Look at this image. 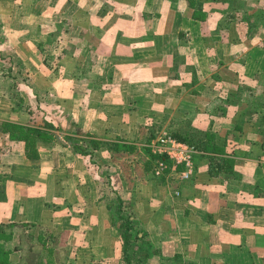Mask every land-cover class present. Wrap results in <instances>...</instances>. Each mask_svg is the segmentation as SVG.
Wrapping results in <instances>:
<instances>
[{"label": "crops", "instance_id": "obj_1", "mask_svg": "<svg viewBox=\"0 0 264 264\" xmlns=\"http://www.w3.org/2000/svg\"><path fill=\"white\" fill-rule=\"evenodd\" d=\"M241 1L0 0V222L33 234L11 260L58 263L36 249L69 219L58 264H114L121 251L93 240L113 215L97 199L89 257L73 240L85 181L67 124L83 129L86 115L89 154L119 170L117 201L151 236L145 264H264V0ZM157 123L184 140L207 131L217 147L198 148L189 178L153 175Z\"/></svg>", "mask_w": 264, "mask_h": 264}, {"label": "rangeland", "instance_id": "obj_2", "mask_svg": "<svg viewBox=\"0 0 264 264\" xmlns=\"http://www.w3.org/2000/svg\"><path fill=\"white\" fill-rule=\"evenodd\" d=\"M229 3H231V0L229 1ZM243 4H244V2L241 1L238 4V6H242ZM62 115H66V114L62 113ZM68 119H71V118L69 117ZM75 124L78 127L73 126ZM67 125H70V127L72 126L71 131L74 133V137L78 138L77 141H79V143L81 144V146H79L80 148H78V150H80L81 154H83V155H81L82 158L79 161V179L82 178V179H84L85 182H83L84 184H82L83 185L82 192L81 193L79 192L77 194V196L79 197V202L77 204V208H78V212L82 213V215L79 216L80 218L77 219V226L80 228L78 229L76 234L73 232L72 235L74 238L73 240L76 242L75 244H79L78 248H77V253L80 254V256L87 258V256L89 257V250L81 251L80 245L83 243L89 244V241L91 240L90 235H93V234L82 232V227L89 225V218L85 219L86 216L89 215V198H91L92 200L97 199V201L94 202L97 205H101V204L103 205L104 204L107 211H109L108 203H110L112 205V207L110 208L109 212L112 213L114 211L115 205L117 203V198L120 195L118 193V189H119V187H121L122 182H121V176L117 172L119 170H116V174H115V171H113V170L112 171L110 170V173H108L107 171H102L103 169H101V163L102 162H101L100 156L97 153H96V155H94L92 153L89 154V140H88V135H89L88 131L89 130H87V131L84 130V128H89V116L83 115V117L81 119V125H83V127H84L83 129L80 128L77 121L72 120V119H71L70 123ZM154 127H155L156 132L160 129H167L168 131L171 130L164 123L163 124L157 123L154 125ZM147 164L150 166V170L152 171L153 175H156L154 173L153 162L152 163L149 162ZM81 165L83 166L82 168H81ZM121 167H122L123 171H125V174H124L125 176H129V174H134L136 176L138 173V169L136 170V168H134V163L129 166V164H126L123 162ZM89 173H90V175L93 174L94 178L98 179L99 181L96 180L95 182H92L91 185H89ZM156 176H158V175H156ZM171 176L177 177V175L175 173H171ZM102 179H104V180H102ZM100 181L103 184L102 186H101ZM71 189H73V185H72ZM79 191H81V190H79ZM121 206H122L121 212L123 215H128V214L133 212L132 208L130 206H128L127 203L121 202ZM105 218H106V223L109 226V228H108L109 231H107V232L104 231V233H100V234L96 235V237L93 240H97L98 242L103 240L104 244H101L100 245L101 247H103L104 245L107 246L109 244H112L113 241H114V243H118L119 246H122V237L120 234V230H121L120 219L117 218L116 215L112 218L110 216H109V218H107V217H105ZM74 221H75V219H69V222L66 223L65 226H63L61 229H57V232H55L56 233V237H55L56 241H53V242L55 243L56 247L58 246L57 248L55 247L56 248L55 249L56 254L58 255L57 260L60 258V256H64L65 253L67 252V250L63 248V245H64L63 240L66 241L67 239H69L70 235L68 233L69 230H67L65 228L69 227L70 225H73ZM90 221H91V224H90V226H91L92 223H94V219H91ZM133 221H134L133 233L135 231H139L140 229L143 230V226L140 225L136 219H133ZM31 224H33V223H31ZM24 229L25 228L21 229L22 237L26 236L25 238H28V237L33 238V234L32 233L29 234V232H25ZM99 229H101V227L99 225L94 228V230H97V231ZM19 232H20V230H19ZM25 233L26 234L28 233L29 235H26ZM143 234H144V239H148V240H149V238L151 239V236H149V233L147 231L145 233L143 232ZM46 235H47V237H48V235H51V233L49 232V229H48ZM17 236L18 235L16 234V238H17ZM14 240H15V242H17L16 239H14ZM35 240H36V242L39 241L37 239V237L34 238V241ZM138 242H139V240H138ZM48 243H52V242L49 241ZM58 243H61V244L58 245ZM156 245L157 244L154 242V246H156ZM40 246H41V243L39 242L38 247H40ZM25 247H26V244H25V246H23V249L21 247L20 251L18 250V251L12 252L13 253L12 257L14 259H17L18 261L22 260L26 256V254L29 253L28 249L27 248L25 249ZM36 247H37V245H36ZM41 247L43 248V246H41ZM33 249L35 250V248H33ZM103 251L105 252V249H103ZM103 251L98 250L96 253L99 255L112 253V256H114V258H112V260L114 261V264H125L124 259H123L122 249H121V251H118V254H115V255H113L114 252H112V250H110L108 253H106V252L104 253ZM65 256H64V258H65ZM25 258H27V257H25ZM112 264H113V262H112Z\"/></svg>", "mask_w": 264, "mask_h": 264}, {"label": "trees", "instance_id": "obj_3", "mask_svg": "<svg viewBox=\"0 0 264 264\" xmlns=\"http://www.w3.org/2000/svg\"><path fill=\"white\" fill-rule=\"evenodd\" d=\"M225 1H230V0H225ZM240 1L241 0H235L234 4H239ZM199 134L200 133L196 132L195 135H193L194 138H197V139L193 138V141H192V138H185V139L189 143L195 144L197 148H200L203 150L213 151L214 148L217 147L216 145L211 143V140H208V139H211L210 138L211 134L207 133V131H204L202 133L203 136ZM196 135H199V136H196ZM204 135L206 136V138L208 137V139L206 138L203 139ZM217 149L220 150V148H217ZM156 158H157V155H156ZM224 160H225L224 158H221V161H224ZM108 205L109 207L112 206L110 203H108ZM121 208H122L121 202L117 201L114 211L112 212L113 216H111V218L116 215V217L119 218L121 221L120 234L122 237V251H123L124 263L125 264H145V260L148 255L149 246L152 247L153 245L148 239H144V234L142 232L141 234L139 233V231H135L133 233V229H134L133 218L130 216V214L123 215L121 212ZM23 224L24 223H17V222H12V221L11 222H0V264H16L14 259L11 260V253L13 251H18V250L20 251L22 247L21 229H23L22 228ZM16 234L18 235V241H19L18 243L15 242L14 240L16 237ZM51 235H52L53 241H56V238H55L56 233L52 231ZM45 240L42 239L43 244H41V246H43V248L42 247L40 249L37 248L36 252L43 253L47 261H50V260L52 261L54 259H57L58 255L56 254L55 243L52 242V243L45 244V242H47ZM39 255L42 256V254H39ZM62 257L63 256H60V258L58 259V263L63 262ZM38 263L39 261H37L36 264Z\"/></svg>", "mask_w": 264, "mask_h": 264}, {"label": "built area", "instance_id": "obj_4", "mask_svg": "<svg viewBox=\"0 0 264 264\" xmlns=\"http://www.w3.org/2000/svg\"><path fill=\"white\" fill-rule=\"evenodd\" d=\"M152 154L157 155L154 163V173H175L180 179L191 177L194 172L195 153L199 152L193 143L178 138L167 129L158 130L148 142ZM180 191L174 190L178 195Z\"/></svg>", "mask_w": 264, "mask_h": 264}]
</instances>
